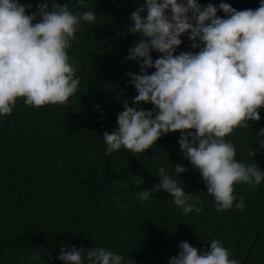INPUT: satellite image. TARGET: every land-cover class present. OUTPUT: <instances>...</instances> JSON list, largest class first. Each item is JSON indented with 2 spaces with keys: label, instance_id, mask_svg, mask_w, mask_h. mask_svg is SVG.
<instances>
[{
  "label": "trees",
  "instance_id": "16d2710c",
  "mask_svg": "<svg viewBox=\"0 0 264 264\" xmlns=\"http://www.w3.org/2000/svg\"><path fill=\"white\" fill-rule=\"evenodd\" d=\"M19 2L30 4L27 13L39 19L38 5L44 0ZM56 2L69 4L74 14L95 11L97 19L94 24L81 22L67 50L80 80L68 104L36 108L21 98L11 115L0 116V264H64L58 258L61 248L96 246L123 255L124 264H170L180 243L187 241L202 253L213 239L221 240L230 259L240 264H264V181L235 185L234 194L244 199L242 211L235 206L217 211L199 170L181 153L180 131L163 135L143 153L124 148L106 153L103 134L118 128L124 101L148 111L155 107L134 103L138 93L127 74L142 73L138 61L125 59L143 39L128 26L134 23L131 14L146 0H85V6L77 0ZM197 2L215 5L217 16L228 18L221 3L242 11L257 9L261 0ZM48 3L51 9L52 0ZM189 36L190 31L181 35L175 55L199 51L191 47ZM151 55L156 60L163 54ZM259 112V121H249V127L237 128L225 139L234 145L238 161L257 163L264 171V148L257 141L264 139L258 137L264 108ZM177 163L188 171L175 173ZM160 166L202 201V212L184 215L163 190L147 201L137 199L160 182ZM136 176L144 180L139 185L133 182ZM33 253L40 259L30 260Z\"/></svg>",
  "mask_w": 264,
  "mask_h": 264
},
{
  "label": "clouds",
  "instance_id": "9594fccd",
  "mask_svg": "<svg viewBox=\"0 0 264 264\" xmlns=\"http://www.w3.org/2000/svg\"><path fill=\"white\" fill-rule=\"evenodd\" d=\"M77 3L85 6V0ZM30 7L19 0H0V116L11 115L21 98L36 108L66 105L80 84L76 63L67 50L81 22H96L95 11L74 14L69 4L62 6L56 0L49 9L48 0H44L38 5V19L37 14L27 13ZM219 8L228 18L218 17L215 5L202 7L197 0H146L131 14L134 23L128 26L130 32L143 37L125 58L138 61L142 73L127 74L138 93L134 103L155 107L148 111L124 101L118 128L106 131L103 139L107 154L124 148L136 155L152 148L163 135L180 131L181 153L199 170L215 209L227 211L235 206L242 211L244 199L234 194L235 185H259L264 171L257 163L238 161L234 145L225 138L237 128L249 127V121L261 119L264 0L255 10L238 11L228 3ZM189 31L191 47L199 51L175 55L182 44L181 35ZM153 51L163 55L153 60ZM150 68L156 71L149 74ZM258 137H264V128ZM257 141L264 148V139ZM251 155L255 156V151ZM174 166L177 174L188 171L179 163ZM156 175L160 182L138 193L140 202L163 190L184 215L203 211L199 206L202 201L186 192L163 166ZM136 177L133 182L137 185L144 181ZM124 207L127 205L122 204ZM178 247L180 251L170 258V264H240L230 259L219 239L211 240L210 248L202 253L187 241ZM58 258L64 264H124L125 260L123 255L97 246L61 248ZM39 259L35 253L30 257Z\"/></svg>",
  "mask_w": 264,
  "mask_h": 264
},
{
  "label": "water",
  "instance_id": "95a60500",
  "mask_svg": "<svg viewBox=\"0 0 264 264\" xmlns=\"http://www.w3.org/2000/svg\"><path fill=\"white\" fill-rule=\"evenodd\" d=\"M257 237H258V235L255 237L254 242H253V244H252V246H251V248H250V251L252 250V248H253V246H254V244H255V242H256Z\"/></svg>",
  "mask_w": 264,
  "mask_h": 264
}]
</instances>
